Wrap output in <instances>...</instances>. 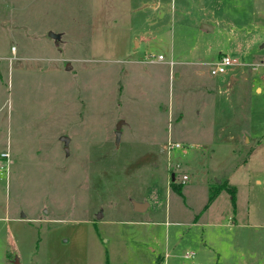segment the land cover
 Here are the masks:
<instances>
[{
	"label": "rangeland",
	"instance_id": "1",
	"mask_svg": "<svg viewBox=\"0 0 264 264\" xmlns=\"http://www.w3.org/2000/svg\"><path fill=\"white\" fill-rule=\"evenodd\" d=\"M159 257L264 264V0H0V264Z\"/></svg>",
	"mask_w": 264,
	"mask_h": 264
},
{
	"label": "crops",
	"instance_id": "2",
	"mask_svg": "<svg viewBox=\"0 0 264 264\" xmlns=\"http://www.w3.org/2000/svg\"><path fill=\"white\" fill-rule=\"evenodd\" d=\"M156 6H157V3L156 2H152L151 3V5H150V7L149 8H156ZM206 28H208V25H205L204 27H202V29H204V30H207ZM144 38V40L145 39H147V37L146 36H144V35H142L141 37H139L138 39H134V43H135V45L133 46V51H137L139 48H140V45H141V43H143V41H142V39ZM145 43H147V41H145ZM164 59V58H163ZM139 64V63H157V64H159V62H148V61H144V62H140V61H134V60H129L128 61V65L129 64ZM166 63H168V62H166ZM169 64L171 65V67H172V65H175L176 63H175V61H173L172 60V53H171V59L169 60ZM194 72H197V71H194ZM232 79H233V81H235V78L234 77H232ZM170 111V114H171V116H172V118L175 120V121H179L181 118H183L182 116L181 117H179V118H177V117H175V115L173 114V111H172V109L171 110H169ZM212 124L214 125V122L212 121ZM231 141H233V142H235L234 140H235V136H229L228 137ZM196 143H198V142H192V144H194V145H197ZM210 143L209 142H200V143H198V145H200V146H205V145H209ZM262 145H259V146H257L252 152H251V154H250V156H249V158L247 159V161L246 162H244V163H242V164H240V165H246L250 160H252V159H254V157H255V155L257 154V152H258V150L257 149H259V148H261L262 149V147H261ZM233 150L234 149H232V152H233ZM257 151V152H256ZM256 152V153H255ZM234 153V152H233ZM239 165V166H240ZM238 166V168H236V171L238 170V169H240L241 167H239ZM234 173H235V169L230 173V175L228 176V178H227V180L229 181V184H232V185H234L235 186V183H234V181H232V179H233V175H234ZM206 184L208 183V180H206V182H205ZM219 197H220V194L211 202V204L212 203H214V202H216L217 200H219ZM158 260H160V264H162V258L161 257H159L158 259H157V262H158Z\"/></svg>",
	"mask_w": 264,
	"mask_h": 264
},
{
	"label": "built area",
	"instance_id": "3",
	"mask_svg": "<svg viewBox=\"0 0 264 264\" xmlns=\"http://www.w3.org/2000/svg\"><path fill=\"white\" fill-rule=\"evenodd\" d=\"M158 60H163L162 55L158 56ZM148 62H154V59H152L151 57L148 58ZM235 64V60L231 59L228 55L226 54H222L219 56V58L217 59L216 62H214L213 64H211L210 66V74L213 76L219 75V74H223L227 71V69L230 66H233ZM186 146L184 145V143L178 142V141H168V143L166 144V149L168 150V152H172L174 150H186ZM179 167V166H178ZM188 179V176L186 174L182 175V179L181 182H185ZM194 255L193 252H188L185 253L183 255L184 258L189 259Z\"/></svg>",
	"mask_w": 264,
	"mask_h": 264
},
{
	"label": "trees",
	"instance_id": "4",
	"mask_svg": "<svg viewBox=\"0 0 264 264\" xmlns=\"http://www.w3.org/2000/svg\"><path fill=\"white\" fill-rule=\"evenodd\" d=\"M174 174V173H173ZM175 174H174V180H172V176L170 177V186H172L174 189H180L181 186L177 185L175 182ZM223 189H231L235 190L236 187H229L226 182H214L213 184L208 185V204L211 203L220 193L221 190ZM232 200L234 202V192L231 193ZM208 205H206L207 207Z\"/></svg>",
	"mask_w": 264,
	"mask_h": 264
},
{
	"label": "water",
	"instance_id": "5",
	"mask_svg": "<svg viewBox=\"0 0 264 264\" xmlns=\"http://www.w3.org/2000/svg\"><path fill=\"white\" fill-rule=\"evenodd\" d=\"M205 25H203L204 27ZM49 36L52 37V38H59L60 35L59 34H55V33H52L50 32L49 33ZM121 124L122 122H119L116 126V142L118 143L119 142V139H120V136H121ZM62 140L64 141V145H65V151L68 152V144H69V138L67 137H62ZM172 180H174V174L172 173ZM134 205V209L136 211H143L146 206L143 204V203H139V202H134L133 203Z\"/></svg>",
	"mask_w": 264,
	"mask_h": 264
},
{
	"label": "flooded vegetation",
	"instance_id": "6",
	"mask_svg": "<svg viewBox=\"0 0 264 264\" xmlns=\"http://www.w3.org/2000/svg\"><path fill=\"white\" fill-rule=\"evenodd\" d=\"M65 146V145H64Z\"/></svg>",
	"mask_w": 264,
	"mask_h": 264
}]
</instances>
